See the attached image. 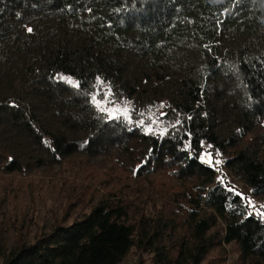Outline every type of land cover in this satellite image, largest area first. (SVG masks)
Masks as SVG:
<instances>
[{"label":"trees","instance_id":"obj_1","mask_svg":"<svg viewBox=\"0 0 264 264\" xmlns=\"http://www.w3.org/2000/svg\"><path fill=\"white\" fill-rule=\"evenodd\" d=\"M205 152L264 204V0H0V178L69 184L0 264H264Z\"/></svg>","mask_w":264,"mask_h":264},{"label":"rangeland","instance_id":"obj_2","mask_svg":"<svg viewBox=\"0 0 264 264\" xmlns=\"http://www.w3.org/2000/svg\"><path fill=\"white\" fill-rule=\"evenodd\" d=\"M218 172L224 175L227 181L237 187L240 193L250 198L254 204L262 205L261 200L255 199L250 195L248 188L240 181L235 179L230 173L222 168V159ZM11 186L0 178V221L4 226V244L9 248L11 244L10 223L18 222L23 216L24 219H31V222L40 230L47 231L52 222L53 216H60L61 208L65 202L64 188L69 184L63 185L57 180H52L49 176L39 172H32L26 176H13ZM66 179H71L66 177ZM34 227H29L28 239L32 237ZM233 259L228 257L227 264ZM135 254L130 252L121 264H134Z\"/></svg>","mask_w":264,"mask_h":264},{"label":"snow or ice","instance_id":"obj_3","mask_svg":"<svg viewBox=\"0 0 264 264\" xmlns=\"http://www.w3.org/2000/svg\"><path fill=\"white\" fill-rule=\"evenodd\" d=\"M27 31L28 32H32V29L28 28ZM61 79H66V78H61ZM97 79H99V78H97ZM76 87H79V85L77 84ZM92 99H93L94 103L96 104V106L99 107L101 101L98 98H96V97H93ZM101 111H106L107 114L109 115V119H114L116 113L120 112L119 109H115V108H113V109H101ZM161 115L162 116H166L167 114L166 113H161ZM177 123H179V121H177ZM197 155L199 156V159L201 161H203L204 163H206V164H208L210 166L213 165L214 163H216V164L220 163L219 161H215L214 160L212 152L197 153ZM228 190L233 192L236 196L241 197V199L247 200L246 208L255 210L254 212L253 211H249L248 215L255 214L257 216H260L261 218H264V204L256 205V204L253 203V201L250 198L245 197L243 193L235 191L234 189H228Z\"/></svg>","mask_w":264,"mask_h":264}]
</instances>
